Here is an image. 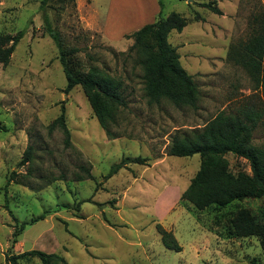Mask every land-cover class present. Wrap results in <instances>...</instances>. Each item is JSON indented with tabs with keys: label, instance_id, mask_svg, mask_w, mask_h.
<instances>
[{
	"label": "rangeland",
	"instance_id": "374dc122",
	"mask_svg": "<svg viewBox=\"0 0 264 264\" xmlns=\"http://www.w3.org/2000/svg\"><path fill=\"white\" fill-rule=\"evenodd\" d=\"M117 1L51 0L46 12L64 46L79 50L71 56L75 71L96 67L122 81L128 106L119 111L112 127L118 138L111 140L82 88L64 92L67 79L57 46L45 32L41 0H0V33L26 31L9 65L0 64V264H8L9 254L31 250L57 254L67 264H264L258 237L232 234L242 209L264 221V199L197 210L181 195L200 168V155L168 154L176 133L200 131L221 111L260 103L253 78L228 54L252 35L264 2L255 0L251 15L225 17L199 8L197 0L159 3L162 17L176 12L187 20L182 32L169 34V42L198 86L194 109L168 100L149 103L142 68L130 51L133 39L125 35L108 43L101 32L110 6V24L118 33L140 19V4L131 2L119 15ZM62 108L70 146L62 130H50ZM253 143L264 148V126L255 130ZM29 147L31 160L20 165ZM135 157L148 162L104 179L123 158ZM226 158L233 173H251L246 160ZM41 214L45 218L27 225L13 244V217L31 223ZM158 224L172 233L180 251L164 245ZM19 264L43 263L27 257Z\"/></svg>",
	"mask_w": 264,
	"mask_h": 264
},
{
	"label": "trees",
	"instance_id": "16d2710c",
	"mask_svg": "<svg viewBox=\"0 0 264 264\" xmlns=\"http://www.w3.org/2000/svg\"><path fill=\"white\" fill-rule=\"evenodd\" d=\"M51 0H41L40 10L43 13L46 34L55 42L59 60L63 67L67 86L65 93L80 86L88 98L94 114L104 129L106 136L113 140L118 135L112 127L117 123L119 111L127 108L128 103L123 94L122 81L92 67L88 72H78L71 67V56L78 53L77 48L64 46L60 33L50 23L47 9ZM162 7V1H159ZM199 6L221 15L222 12L214 1L200 3ZM199 17V14H195ZM256 26L249 39L231 47L228 57L236 64L243 66L256 83V90L261 92L259 104H244L236 112L221 111L212 118L200 131L176 133L171 141L168 154L175 157H192L200 155V168L191 179L189 186L182 193L181 199L188 201L197 210H205L211 206L228 207L247 199H264V148L254 145V132L259 125L264 126V14L256 17ZM187 20L179 13L172 12L166 17L159 14L158 19L126 36L133 39L131 52H135L143 71L144 92L149 103L159 104L168 100L177 108H198V86L181 65L178 48L169 42L172 31L182 32ZM24 30L15 35L0 33V64L8 66L19 42L25 35ZM59 128L65 136V145H71V134L65 122V110L51 123L50 130ZM0 129L1 123H0ZM31 147L24 154L20 165L31 160ZM227 154L244 159L250 167V174L230 170ZM144 157L123 158L111 167L104 177L108 179L130 164H147ZM80 169L89 178L90 170L84 166ZM11 181V177L9 178ZM7 204V203H6ZM8 208V204L6 205ZM45 215L33 219L31 223H19L16 217L13 244L27 225L44 219ZM162 241L168 249L180 251L176 239L171 232L157 225ZM232 234L239 238L256 236L264 250V221L258 219L247 210H240L232 222ZM27 257L38 258L43 264H67L57 254H48L40 250L26 251L21 254H9L8 264H19ZM251 264H258L252 261Z\"/></svg>",
	"mask_w": 264,
	"mask_h": 264
},
{
	"label": "crops",
	"instance_id": "0c3cea01",
	"mask_svg": "<svg viewBox=\"0 0 264 264\" xmlns=\"http://www.w3.org/2000/svg\"><path fill=\"white\" fill-rule=\"evenodd\" d=\"M210 1H214L216 3V6L222 12L221 14L223 15L222 17H225L226 15H251L253 12V7H254L253 4L255 0H197L194 1V4L203 10H207L208 12L215 14L212 11L199 6L200 3L210 2ZM256 1L258 2L259 0ZM131 2L138 3L140 4L139 6H141V12H140L141 17L137 21V24L134 23L135 26L133 25V28H131V30H126L118 33L119 29H114V26L110 24L111 23L110 20L111 6H110L108 12L110 14H107L105 18L103 17L104 19L101 24V32L106 42L111 43L112 40H117V39L123 40L125 35H129L137 31L144 25L148 23L151 24L157 20L158 15L160 14L159 2H157V0H118L116 3V8L114 10L115 13H116V9H118L117 12L119 13V15H122L129 8L128 5L131 4ZM261 2H264V0H261ZM198 14L201 15L200 13ZM130 40L131 39H129L128 41Z\"/></svg>",
	"mask_w": 264,
	"mask_h": 264
}]
</instances>
